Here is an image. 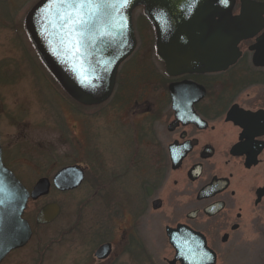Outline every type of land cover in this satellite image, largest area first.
<instances>
[{"label":"flooded vegetation","instance_id":"af4514ba","mask_svg":"<svg viewBox=\"0 0 264 264\" xmlns=\"http://www.w3.org/2000/svg\"><path fill=\"white\" fill-rule=\"evenodd\" d=\"M242 14L255 32L240 42L236 63L203 55L202 63H191V72L176 76L167 74L165 63L119 68L113 95L124 82L142 85L133 108L115 110L127 116L126 155L110 175L104 166H80L84 181L99 172L104 184L96 194L113 186L116 197L107 208L128 225L121 237L127 253L152 221L167 242V228L200 233L217 264L231 242L264 243V0H234L232 15ZM141 116L140 134L135 120ZM105 244L112 253L100 262L118 247L105 241L98 249Z\"/></svg>","mask_w":264,"mask_h":264},{"label":"rangeland","instance_id":"374dc122","mask_svg":"<svg viewBox=\"0 0 264 264\" xmlns=\"http://www.w3.org/2000/svg\"><path fill=\"white\" fill-rule=\"evenodd\" d=\"M37 1L0 0V134L5 163L28 189L41 178L52 180L63 167L87 162L98 169L104 166L110 175L126 155L128 122L122 118L127 116L115 110L133 108L132 99L142 85L135 83L134 88L124 82L118 94L94 107L70 98L41 63L24 28V19ZM144 16L143 8L134 13L138 46L125 65L162 63L156 55L155 31ZM144 120L136 117V133L141 134ZM98 175L94 169L77 190L62 193L52 188L48 196L31 201L24 217L31 224L32 238L2 264H168L173 260L174 251L155 221L136 234L131 252L124 250L121 237L128 225L107 208L116 197L113 186L108 184L110 189L96 194L104 184ZM49 203L61 207L60 216L52 224L37 226L36 215ZM105 241L117 242L118 247L109 260L100 262L94 253ZM218 264H264V243L231 242Z\"/></svg>","mask_w":264,"mask_h":264},{"label":"water","instance_id":"95a60500","mask_svg":"<svg viewBox=\"0 0 264 264\" xmlns=\"http://www.w3.org/2000/svg\"><path fill=\"white\" fill-rule=\"evenodd\" d=\"M233 6L234 0H110L104 14L87 26L79 53L62 43L65 29L52 0H39L28 11L24 27L41 62L68 96L94 107L112 97L120 66L137 49L133 25L137 8H144L156 32L157 57L166 64L167 74L176 76L180 70L191 72V63H202L203 55L210 54L215 63L237 62L240 42L255 30L246 23L249 16L232 15ZM170 90L174 92V87ZM84 178L81 166H67L52 181L39 179L29 191L3 163L0 136V264L32 238V228L24 219L29 201L48 196L52 187L63 193L77 190ZM60 213L57 203H49L37 214L36 224H52ZM166 233L175 252L168 264H217L216 254L200 233L186 226L167 228ZM111 253V245L105 244L95 257L103 261Z\"/></svg>","mask_w":264,"mask_h":264},{"label":"snow or ice","instance_id":"6c2138e0","mask_svg":"<svg viewBox=\"0 0 264 264\" xmlns=\"http://www.w3.org/2000/svg\"><path fill=\"white\" fill-rule=\"evenodd\" d=\"M52 4L65 29L62 43L70 52L79 53L85 43L87 26L104 14L110 0H52Z\"/></svg>","mask_w":264,"mask_h":264},{"label":"trees","instance_id":"16d2710c","mask_svg":"<svg viewBox=\"0 0 264 264\" xmlns=\"http://www.w3.org/2000/svg\"><path fill=\"white\" fill-rule=\"evenodd\" d=\"M55 81V80H54ZM56 82V81H55ZM57 83V82H56Z\"/></svg>","mask_w":264,"mask_h":264}]
</instances>
